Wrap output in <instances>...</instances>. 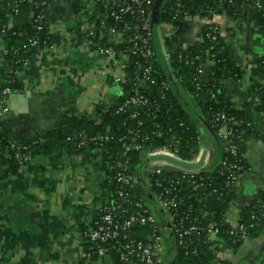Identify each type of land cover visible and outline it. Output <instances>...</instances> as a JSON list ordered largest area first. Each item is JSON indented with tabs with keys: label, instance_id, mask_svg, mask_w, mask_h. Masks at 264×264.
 <instances>
[{
	"label": "crops",
	"instance_id": "1",
	"mask_svg": "<svg viewBox=\"0 0 264 264\" xmlns=\"http://www.w3.org/2000/svg\"><path fill=\"white\" fill-rule=\"evenodd\" d=\"M78 2L81 0H58L47 7V30L56 44L39 51L21 69V91L5 90L7 98L3 102L9 113L0 123L17 143L52 130L65 134L68 118L85 117L98 124L101 115L97 107L113 105L123 95L121 85L109 84L108 75L117 76V69L110 66L107 76L102 73L106 59L78 44L66 45L77 38ZM8 8L7 0H0V30L30 24L32 6L18 15L11 14ZM213 22L219 28L220 52L244 71L241 79L225 81L221 93L236 109L257 103L264 78L252 73V68L264 57V30L245 23L239 25L223 15ZM191 28L185 23L181 30L177 27L173 32L184 47L199 45L200 24L189 31ZM164 29L163 24L157 31L154 48L158 65L165 69L159 44V39L168 35L162 32ZM9 46L0 40V71ZM180 96L186 101L187 112L196 118L187 107L188 98ZM253 110L250 117L254 132L246 140L243 155L248 167L237 177L233 207L228 214L233 222L264 187V112ZM199 132L200 141L190 150L189 159L195 167L209 170L217 163L220 149L203 122L199 123ZM110 192L107 172L93 148L76 150L61 145L34 156L17 173L7 172V164L0 160V264H114L109 258L87 256L81 233L82 228L87 230L93 223L96 211L109 199ZM221 205L211 195L200 200V210L207 216L216 215ZM150 213L165 237L168 258L162 264H169L175 242L154 209ZM231 259L228 264H264V225L257 238L234 250Z\"/></svg>",
	"mask_w": 264,
	"mask_h": 264
},
{
	"label": "trees",
	"instance_id": "2",
	"mask_svg": "<svg viewBox=\"0 0 264 264\" xmlns=\"http://www.w3.org/2000/svg\"><path fill=\"white\" fill-rule=\"evenodd\" d=\"M260 1L264 8V0ZM254 2L255 0H157L151 7V44L155 46L157 31L161 25L170 24L173 26V32H175L180 24H185L184 22L187 16H209L208 12L222 14L231 18L239 25L245 23L264 30V9H252ZM25 7L26 3L21 4L19 12L17 14H11L18 15ZM83 8L85 9L81 0L76 6L77 14L82 13ZM8 9L11 12L10 7ZM81 15L83 16L85 13ZM104 20L107 28L114 24L110 19L106 18ZM130 24L138 26V22H130ZM33 26L34 24L30 22L25 27L4 31V37L2 39L8 42L14 49H18V54L13 55L10 52L4 60L2 70L0 71V101H4L7 98V92L5 90L9 92L22 90L20 71L26 66L23 64L24 60H27L29 65L39 50L56 44L54 38L48 36L45 30L38 32ZM205 33V28L201 27L200 35L204 37ZM76 34L78 42L91 41L90 37L79 34L78 31H76ZM34 38L37 39L36 46L30 47L29 44ZM161 38L164 39L166 49L170 52V65L175 71L176 77L180 79L181 86L192 96L190 103L196 109V118L185 109L186 101L177 92L176 86L162 91L160 82L165 78V72H158L155 75L156 84L150 85L149 83H144L142 85L140 91L148 98L150 105L146 108L137 109L140 113L137 119L131 120L128 114H115V109L130 94L133 88L132 80L138 65H146V60L138 57L131 58L127 65L126 77L128 82L120 86L123 95L113 105H99L97 107V111L101 115L100 122L94 124L85 117L76 119L68 118L64 123V128L68 130L67 133L75 132L84 134L87 138H90L99 134H105L109 131L108 135L113 137V139L104 143L102 146L104 163L109 160V156L112 155V160L121 154L120 143H117L116 139L125 135L127 130L135 131L140 136L148 135L150 143L155 146L170 145V142L174 141L178 157L182 160H188L190 158V150L197 147L200 141L199 123L203 122L214 134L216 128L223 123L213 122L212 117L217 113H222L226 119L233 118L238 121V127L227 124L228 128L232 130V143L238 147V154L232 156L220 150L219 158L223 159L226 163L240 164L243 166V172L246 171L248 165L243 158L245 144L248 137L254 132L250 114L254 111L253 109L264 112V86L260 90L261 98L257 103L244 104L241 109H236L231 106L220 90L225 81L229 79H241L244 71L220 52L218 42H208L204 39L199 46L183 47L174 33ZM92 41L96 40L94 39ZM101 43L102 46L105 44L106 46L108 45L103 41ZM127 47L126 44L115 45L116 49H124ZM207 54L210 55V59L206 56ZM203 57L206 61H213V65L209 68L208 78L205 80L200 79L196 70L198 64L197 59ZM185 61L192 64L187 65L184 63ZM148 63L152 64L157 70L161 68L155 59L149 60ZM252 73H259L264 78V57L256 61L255 66L252 68ZM196 85H198V88H196ZM161 93L165 95L164 99H161ZM146 114L149 115L146 116ZM118 127L120 128L117 129ZM157 129L163 133L160 139H157L152 134ZM238 132H241L240 138L237 135ZM67 133L64 134L61 130H52L44 133V135H36L32 139L25 137L18 145L25 146L31 158L39 154H47L54 149H59L61 145L72 146L76 149L75 147L79 140L72 139L67 141ZM128 138L130 137L128 136ZM11 142L8 132L0 123V160L7 164V172L17 173L19 169L18 164L12 159H3V155L12 153L10 150ZM87 148L93 147L87 146ZM126 157L129 160V169L133 170V172L139 170V154L135 151H129L126 153ZM223 170L222 167H216L212 171L199 170L196 174H192L193 179L196 180V184H202V186L194 192L191 189L181 192L184 200L183 205L176 211V219L179 220L183 217V214L189 213V217L197 219L200 226H204L210 220H215L218 222V237L224 241L225 246L238 249L252 239L257 238L264 225V208L260 209V203L264 202V187L259 195H257V199H252L239 213L238 222L244 227L245 236L249 238L244 243L239 235L230 233L227 224H222V215L228 212V204L234 198V193L226 186L227 175ZM182 176H184V179H189L190 174L163 173L160 176H156L155 174L151 175V173L148 175L146 171L144 173V177L148 182L155 184L156 180H158L163 187L166 186V181L169 178L181 179L180 177ZM110 177V171H107V178L111 189L108 200L113 198L112 194L114 190V185L111 183ZM184 186H186V183ZM154 189L158 192L162 191V188L155 186ZM214 189L221 196L222 205L216 215L209 217L201 212L200 200L203 196L210 195ZM130 195L134 200L140 199L139 193L134 188L131 190ZM180 212L183 214H179ZM250 224H253L252 228L249 227ZM85 232L86 229L82 228L84 252L86 255L90 254L92 259H96L91 245L84 238ZM148 233V228L135 226L129 231L128 235L130 239L140 241L145 240ZM235 239H238V241L232 243ZM120 241L124 242L123 240ZM174 242L176 250L169 264H210L212 262L210 245L205 242L201 235H195L193 237V244L188 245V254L184 253L182 246L177 244V240L174 239ZM111 253L114 264H118L115 252L112 251Z\"/></svg>",
	"mask_w": 264,
	"mask_h": 264
},
{
	"label": "built area",
	"instance_id": "3",
	"mask_svg": "<svg viewBox=\"0 0 264 264\" xmlns=\"http://www.w3.org/2000/svg\"><path fill=\"white\" fill-rule=\"evenodd\" d=\"M57 1L7 0V4L13 14L19 12L21 4L26 3V7L32 6L34 8V15L31 17V22L34 24V29L38 32L45 30L48 36H52L47 30L48 20L46 9ZM156 1L84 0V3L88 4L87 15L78 17L76 31L79 34L90 37L91 41L78 42L77 39H74L72 44L67 43L66 45L68 47L69 45L78 44V47L83 50L106 59L105 64L102 63L103 70H105L102 73L105 72L104 75L107 76L110 66L116 68L118 71L117 76L108 75L109 84L114 86H122L128 82L126 69L131 58L139 57L146 60V65H138L132 80L133 88L130 94L115 109V114H128L131 120L137 119L140 116L137 109L146 108L150 105L148 98L140 91L142 85L144 83H149L150 85L156 84L155 75L158 72H165L166 76L160 82L162 91L176 86L177 92L183 97L188 98L187 107L196 116V109L190 103L192 96L181 86L180 79L176 77L175 71L170 65V52L166 49L163 38L159 39V44L165 69L159 67L160 69L157 70L152 64L148 63L151 59H155L156 61L158 57L157 51L151 44V7ZM253 8L258 10L262 9V2L255 0L252 5ZM208 13L209 16L193 18L197 25L200 24L206 30L204 37L200 35L199 45L204 39L208 42L217 43L219 41V28L214 24L213 20L222 14ZM106 18L114 22L111 27L107 28L105 26L104 19ZM130 22H138V26H133ZM184 23L188 24L189 27H193V23L188 16L185 18ZM6 30H0V40H3V34ZM94 39L96 41H92ZM101 41H104L108 45L102 46ZM36 43L37 39L34 38L29 46L35 47ZM119 44H126L128 47L116 49L115 45ZM10 52L13 55H17L18 49L9 46L5 53V58ZM206 56L210 59L209 54ZM184 63L187 65L192 64L188 61ZM197 63V74L200 79L205 80L208 78L209 68L213 65V61H206L203 57L198 58ZM23 64L28 65L27 60H24ZM196 88H198V85H196ZM160 96L161 99L165 97L163 93ZM8 113V107L3 101H0V122ZM148 115L146 114V116ZM212 118L215 123H223L214 132L219 149L232 156H236L238 154V147L232 143L233 133L227 124L238 127V121L233 118L226 119L222 113H217ZM108 132L90 138H87L84 134L75 132L67 135V141L72 139L79 140L75 147L76 150L87 148V146L93 147L96 157L101 162L105 171H110V180L114 185L113 198L107 200L103 206L99 207L93 223L87 228L84 234V238L91 245L96 258H109L113 260L111 253L113 251L116 254L118 264H162V262L167 261L168 253L165 237L160 231L158 221L150 213V209L152 208L160 217L161 221L164 222L166 232L169 233L173 240H177V244L182 246L185 254H188V245L193 244V237L195 235H201L205 242L210 245L211 257L214 263H231L232 253L235 249L226 247L224 241L218 237V222L210 220L204 226H200L197 219L189 217V213L183 214L182 212L179 214H183V217L179 220L176 219V211L183 205L184 200L181 192L189 189L194 192L202 186V184H196V180L193 179L192 174H196L199 170L203 169L192 165L191 159H180L174 141H171L170 145L155 146L150 143L148 135L140 136L132 130H127L125 135L116 139V142L120 143L121 154L112 160V155L109 156V160L104 163L102 146L104 143L113 139V137L108 135ZM152 134L157 139H160L163 135L162 131L158 129L152 132ZM237 135L240 138L241 132H238ZM11 141L10 150L12 153L3 155V159L14 160L18 164L19 169H21L32 160L31 155L27 152L25 146H19L17 142ZM129 151H135L140 156L139 170L134 172L129 169V160L126 157V153ZM216 167H222L224 169L223 172L227 175L226 186L230 191L235 193L237 177L243 172V166L236 163H226L223 159L219 158L217 163L209 171L216 169ZM146 170L150 171L151 175L155 174L156 176H160L163 173H183L190 174V176L189 179H184V176L180 177L181 179L169 178L166 181V186L163 187L158 180H156L155 184L148 182L143 176ZM185 183L186 186H184ZM139 186L141 189H139ZM154 186L162 188V191H156ZM133 188L139 193V200H134L131 197L130 192ZM210 195L216 197L222 203V198L215 189L212 190ZM233 199L228 204V212L222 215V224H227L230 233L239 235L240 239H243L245 243L249 238L245 236L244 227L238 222V218L236 222H233L228 215L233 207ZM253 199L256 200L257 198L254 197ZM251 201L252 199L248 204ZM260 204V209L264 208V202ZM135 226L149 229L145 240L136 241L129 238V231ZM249 227L252 228L253 224H250ZM238 239H235L232 243H236ZM87 256H90V254H87Z\"/></svg>",
	"mask_w": 264,
	"mask_h": 264
},
{
	"label": "rangeland",
	"instance_id": "4",
	"mask_svg": "<svg viewBox=\"0 0 264 264\" xmlns=\"http://www.w3.org/2000/svg\"><path fill=\"white\" fill-rule=\"evenodd\" d=\"M163 1H166V0H163ZM82 3H83V6L85 7V9L83 8V12L82 13H79L78 14V17H80V14H84L85 13V15L87 14V10H88V4H85L84 2H83V0H82ZM188 18L192 21V23H193V27L189 30V31H192V30H194L196 27H197V24L195 23V21H194V16H188ZM164 26H165V29L167 30V31H164V30H162V32L163 33H166V34H172L173 33V26L172 25H170V24H164ZM160 218V217H159Z\"/></svg>",
	"mask_w": 264,
	"mask_h": 264
},
{
	"label": "water",
	"instance_id": "5",
	"mask_svg": "<svg viewBox=\"0 0 264 264\" xmlns=\"http://www.w3.org/2000/svg\"><path fill=\"white\" fill-rule=\"evenodd\" d=\"M182 26H183V24H180V25H179L180 30L182 29ZM200 27H201V26H200ZM146 172L148 173V175H150V171H147V170H146Z\"/></svg>",
	"mask_w": 264,
	"mask_h": 264
}]
</instances>
